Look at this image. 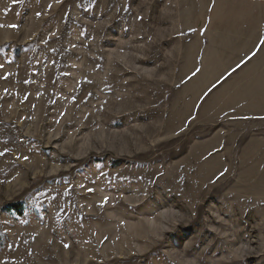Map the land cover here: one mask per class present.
I'll return each instance as SVG.
<instances>
[{
  "label": "rangeland",
  "instance_id": "obj_1",
  "mask_svg": "<svg viewBox=\"0 0 264 264\" xmlns=\"http://www.w3.org/2000/svg\"><path fill=\"white\" fill-rule=\"evenodd\" d=\"M259 1L0 0V264H264Z\"/></svg>",
  "mask_w": 264,
  "mask_h": 264
},
{
  "label": "crops",
  "instance_id": "obj_2",
  "mask_svg": "<svg viewBox=\"0 0 264 264\" xmlns=\"http://www.w3.org/2000/svg\"><path fill=\"white\" fill-rule=\"evenodd\" d=\"M259 3L261 5H263L262 3H264V2L263 1H259ZM244 9L247 10L248 15L252 14L254 16V17H248L247 22H252V23L254 22L255 25L259 26V29H260L261 33L259 34L258 38H260L261 40H264V6H261V7H246V8L242 7V8H240V11H243ZM241 14H242V12H241ZM258 18L260 19V22H259ZM257 61H258V58L256 59V62ZM262 61L264 62V60H262ZM262 71H263V73H261V70L258 71L257 73L263 75L261 77L264 78V70H262ZM257 73H256V76L259 75Z\"/></svg>",
  "mask_w": 264,
  "mask_h": 264
},
{
  "label": "snow or ice",
  "instance_id": "obj_3",
  "mask_svg": "<svg viewBox=\"0 0 264 264\" xmlns=\"http://www.w3.org/2000/svg\"><path fill=\"white\" fill-rule=\"evenodd\" d=\"M14 2H15V0H14ZM37 15H39V13H37ZM11 27H16V26H15V25H12ZM261 44L264 45V40L261 41ZM253 55H255V53H253ZM241 63H243V61H242ZM240 66H241V65L238 64V65H237V68H239ZM0 67H2V65H0ZM197 71H199V69H197ZM193 75H195V73H193ZM215 87H216V85H213V88H215ZM209 91H211V89H210ZM0 155H2V153H0ZM25 159H27V157H25ZM221 175H223V173H221ZM89 191H92V190L89 189ZM66 246H67V245H66Z\"/></svg>",
  "mask_w": 264,
  "mask_h": 264
}]
</instances>
